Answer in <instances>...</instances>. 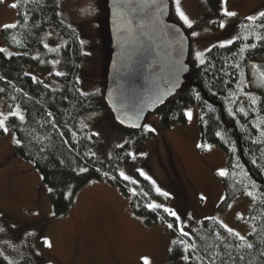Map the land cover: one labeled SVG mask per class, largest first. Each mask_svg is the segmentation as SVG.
Listing matches in <instances>:
<instances>
[{
    "label": "rangeland",
    "instance_id": "obj_1",
    "mask_svg": "<svg viewBox=\"0 0 264 264\" xmlns=\"http://www.w3.org/2000/svg\"><path fill=\"white\" fill-rule=\"evenodd\" d=\"M169 1L168 20L181 26L189 38L187 62L191 67L213 45L236 39L243 19L264 12V0H222L221 11L235 15L218 20L206 0H179V9L191 24L189 28L175 11L177 0ZM18 2L0 0V49L10 53L19 51L6 44L1 30L5 25L17 26ZM60 12L84 41L80 91L105 93L112 53L108 0H61ZM81 13L87 18L82 19ZM193 31L196 36L191 35ZM66 42L57 29L47 28L45 46L55 51L49 60L53 71L60 68L59 53ZM37 70L50 75L44 69ZM250 71L264 87L261 74L254 68ZM12 113L24 116L19 105L11 108L0 100V118H7L5 126L9 128L8 132L2 128L0 132V244L4 251H29L34 254V264H40V259L51 264H186L170 258V222L148 223L133 207V193L137 186L144 188L145 181L152 184L150 205L176 211L180 230L191 233L204 219L214 217L241 238H248V201L239 197L219 209L225 194L217 175L227 171V155L217 144L206 143L204 149L200 148L197 104L186 110L185 123L170 127L162 125L160 109L146 115L141 129L150 135L131 148L119 167L134 184L130 192L107 180L90 181L75 193L69 210L62 215H53L50 193L42 184L40 171L32 162L14 156L15 133L9 122ZM113 122L108 107L81 117L79 128L94 136V153L113 156L130 138L128 130L115 127Z\"/></svg>",
    "mask_w": 264,
    "mask_h": 264
},
{
    "label": "trees",
    "instance_id": "obj_2",
    "mask_svg": "<svg viewBox=\"0 0 264 264\" xmlns=\"http://www.w3.org/2000/svg\"><path fill=\"white\" fill-rule=\"evenodd\" d=\"M60 1L19 0L16 28L1 30L6 44L19 53L0 51V100L11 108L19 105L25 118L9 117L15 140L21 141L14 144V156L32 162L40 171L42 184L54 189L50 199L56 215L66 213L75 193L93 180H107L130 192L134 184L121 176L120 164L133 146L150 135L142 129H126L114 120V126L128 130L130 138L113 156L94 153V136L80 129L79 121L108 106L104 93L85 94L79 89L85 53L79 35L60 12ZM206 1L218 20L227 17L221 11L222 0ZM254 17L240 22L239 36L231 44H215L202 54L203 64L191 67V80L159 108L162 125L170 127L185 123L188 107L198 105L200 148L217 144L227 155V171L217 175L225 194L219 209L239 197L247 200L248 238L229 231L214 217L182 235L177 219L165 208L150 207L153 189L145 181L144 188L137 186L133 193V207L148 223L162 220L173 225L169 229L172 261L188 256L186 264H264V87L250 71L256 69L252 61L264 60V17ZM49 27L67 40L59 53L57 71L49 61L55 51L45 46ZM81 168L88 171L81 173ZM185 247L187 251H183ZM1 248L0 244V264H34V254L29 251L20 254ZM39 262L51 264L43 259Z\"/></svg>",
    "mask_w": 264,
    "mask_h": 264
},
{
    "label": "water",
    "instance_id": "obj_3",
    "mask_svg": "<svg viewBox=\"0 0 264 264\" xmlns=\"http://www.w3.org/2000/svg\"><path fill=\"white\" fill-rule=\"evenodd\" d=\"M108 7L112 53L104 100L119 125L137 131L149 112L191 80L189 38L168 20L169 0H108ZM251 64L264 78V61ZM157 85L161 97L154 99L150 93Z\"/></svg>",
    "mask_w": 264,
    "mask_h": 264
},
{
    "label": "snow or ice",
    "instance_id": "obj_4",
    "mask_svg": "<svg viewBox=\"0 0 264 264\" xmlns=\"http://www.w3.org/2000/svg\"><path fill=\"white\" fill-rule=\"evenodd\" d=\"M178 5H179V0H177V7H176L175 11L179 13L180 18L184 20V23L187 24L189 28H191V24H190L189 21H188V17L185 16L184 13L180 11ZM12 6H13V7H16L17 5L13 4ZM162 11H163V10L161 9V12H162ZM224 15H225V16H228V17H232V16L235 15V13L232 12V11H225V12H224ZM260 15H261V17H264V12H261ZM248 19H249V20H253V19H255V17H254V16H249ZM156 23L159 24V23H161V21H160V20H157ZM4 27H5V28H12V29H14V28H16V25H15V24H11V25H5ZM220 27L223 28L224 25L221 24ZM191 35H192V36H196L197 33H196L195 31H193V32L191 33ZM80 42H81V44L84 43L83 40H81ZM228 43L231 44L232 41L229 40ZM0 51H3V49H0ZM178 55H179V54H178ZM196 56L199 57V56H200V53L197 52V53H196ZM200 63L203 64V61H200ZM60 74H61V73H58V75H60ZM171 75L175 76L176 73H175V72H172ZM33 79H35V78L33 77ZM176 80H177V82H178V76L176 77ZM166 86H167V84H165V87H166ZM97 91H99V90H97ZM150 95H151L154 99H159V98L161 97L160 86L157 85L154 89H152ZM136 109H137L138 111H142V107H141V105H139V104L136 105ZM12 115L15 116V115H18V114H17V113H12ZM191 115H192L191 112H188V116L191 117ZM6 119H7L6 117L0 118V128H2L4 132H8V131H9V128L5 126V121H6ZM24 119H25V118H24L23 115H19V120L23 121ZM151 130L154 131V129H151ZM94 135H98V133H94ZM15 143H16L17 145H20L21 141L17 139V140H15ZM130 155H131V154H130ZM134 158H135V157L133 156V159H134ZM86 171H88L87 168H81V169H80V172H81V173L86 172ZM137 171L140 173L141 176L145 175L144 172H143V170L137 169ZM221 175H223V173H221ZM121 176H123V178H124L125 180H128V179H129V176L125 175L124 173H121ZM47 191H48L49 193H52V192L54 191V189L51 188V187H49V188H47ZM156 191L159 192L160 189L157 188ZM164 195L167 196L168 193L165 192ZM150 207H156V206H155V205H150ZM167 211H168L172 216L176 217L177 220L180 219V216L177 215V212H176V211H173V210H171V209H167ZM54 214H55V213H53V215H54ZM168 227H169V228H172L173 225H172V224H169ZM180 231H181V234H182V235H184V236L187 235V233L184 232L183 229H181ZM229 231H231V229H229ZM46 243H47V241H46ZM173 243L176 244L177 241L174 240ZM180 243H183V242L180 241ZM48 246L51 247V244L48 243ZM250 246H251V245H250ZM183 251H187V247H185V248L183 249ZM182 258H183V260H188V259H189L188 256H183Z\"/></svg>",
    "mask_w": 264,
    "mask_h": 264
},
{
    "label": "clouds",
    "instance_id": "obj_5",
    "mask_svg": "<svg viewBox=\"0 0 264 264\" xmlns=\"http://www.w3.org/2000/svg\"><path fill=\"white\" fill-rule=\"evenodd\" d=\"M77 11H79V10H77ZM81 18H82V19H86L87 17L84 16V15L81 13Z\"/></svg>",
    "mask_w": 264,
    "mask_h": 264
}]
</instances>
